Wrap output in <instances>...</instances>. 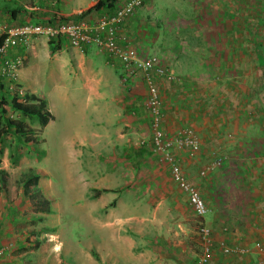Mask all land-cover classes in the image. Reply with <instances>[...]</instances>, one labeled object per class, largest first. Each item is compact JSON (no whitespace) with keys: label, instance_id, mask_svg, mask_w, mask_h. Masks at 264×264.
Segmentation results:
<instances>
[{"label":"crops","instance_id":"obj_1","mask_svg":"<svg viewBox=\"0 0 264 264\" xmlns=\"http://www.w3.org/2000/svg\"><path fill=\"white\" fill-rule=\"evenodd\" d=\"M35 1L33 7L26 5L31 13L0 9L9 18L7 22L1 21L6 27L28 22L47 24L57 17L80 14L98 0H91L88 5L86 0H79L80 6L66 13L54 12ZM128 1L118 0L112 11H93L85 20L112 16ZM117 36L123 48L132 44L141 52L150 55L156 52L176 75L175 80L169 81L151 73L163 102V129L178 136L190 127L202 144V152L194 157L183 148L173 151L208 207L203 223L211 230L212 245L205 264H264V0H149L120 24ZM60 48L52 52L53 46L42 37L33 38L27 47L11 48L9 58H24L17 82L29 89L36 79L42 81L46 75L50 81L61 84L71 81L69 77L74 75V81L81 80L90 97L105 101L100 106H116L117 124L130 127L129 135L137 126L152 129L153 117L142 107L148 94L145 71L125 81L124 63L96 44L73 47L62 42ZM68 66L72 71L68 70L66 75L60 73ZM75 68L81 71L75 72L78 70ZM114 72L118 81L113 77ZM64 76L68 77L67 81ZM112 81L118 90L108 103L106 89ZM104 111L110 113L106 107ZM142 150L145 151L139 159L137 155ZM147 152L158 159L152 138L149 147L143 144L131 148L129 156L134 155L132 162L139 165ZM220 157L224 159L220 168L206 176L200 175ZM145 186L149 189L154 185L149 180ZM165 191L163 200L156 202L151 197L149 203L156 208L169 204L170 217L176 219L174 223L179 222V229L172 227L159 239L138 238L119 229L129 218L119 215L110 219V216L111 225L107 227L115 246L114 264H202L204 246L194 231L200 219L188 195L180 188L177 194L173 190ZM108 193L121 195L113 190ZM25 199L19 201L20 205ZM5 201L0 198V264H25L26 246L22 235L14 231L21 218H12L13 207L18 206ZM133 204L120 199L115 206ZM231 246L247 252L226 254L224 247Z\"/></svg>","mask_w":264,"mask_h":264},{"label":"rangeland","instance_id":"obj_2","mask_svg":"<svg viewBox=\"0 0 264 264\" xmlns=\"http://www.w3.org/2000/svg\"><path fill=\"white\" fill-rule=\"evenodd\" d=\"M90 1L86 0V5ZM35 2L58 13L70 12L73 7L80 6L79 0ZM33 4L34 0H0V9H19L21 13H31L28 7H33ZM0 20L9 21L3 10L0 11ZM139 54L143 58L149 55L161 60L156 52L150 55L139 50ZM68 70L70 72L72 68L65 67L60 73L65 74ZM113 74L118 81L117 72ZM43 79H36V84L29 89L16 81L20 86L18 92H32L46 100L54 119L42 129L38 122L26 118L29 127L36 131L37 143L24 147V156L18 165L13 166L9 156L11 141L8 139L0 162V169L8 172L7 191L0 198L6 200L7 204L15 203L18 206L13 210L20 212L19 216L12 218H21L14 231L22 235L23 246H26L28 259L25 264H114L112 251L115 246L107 227L111 225L108 220L110 216V219L119 215L129 218L119 229L138 238L159 239L166 236L172 227L179 229V222L174 223L176 219L170 217L172 210L169 204L162 203V207L156 208L149 203L151 197L156 202L163 200L167 193L165 189L178 193L179 186L173 181L169 166L163 164L155 152L158 159L147 152L139 165L132 162L134 155L129 156L131 148H140L143 144L149 147L152 129L137 126L129 135L130 127L117 124L116 106H100L105 101L96 96L90 97L82 87V81H74V75L65 84L50 81L47 75ZM74 83L77 87L73 86ZM117 90L112 81L111 87L106 89L108 103H111ZM104 107L110 113H103ZM15 117L22 118L20 115ZM29 170L42 175L40 188L51 202L49 214H35L30 200L24 195L21 183L24 172ZM149 180L154 186L148 189L145 185ZM222 185L224 192L225 179ZM98 189L113 190L121 195L102 193L96 197ZM23 198L26 201L20 205L19 201ZM120 199L134 204L132 207L122 205L116 208V202H120ZM194 231L197 233L196 225ZM139 244L142 242L139 241ZM94 255H98L100 261Z\"/></svg>","mask_w":264,"mask_h":264},{"label":"built area","instance_id":"obj_3","mask_svg":"<svg viewBox=\"0 0 264 264\" xmlns=\"http://www.w3.org/2000/svg\"><path fill=\"white\" fill-rule=\"evenodd\" d=\"M149 0H129L123 7L118 9L112 16H104L96 21L63 22L54 24H42L28 22L17 27H6L0 20V55L4 57L2 72L11 79L18 77V70L23 65V57L9 58L11 48L18 46L27 47L35 37H42L50 41L66 42L73 47H82L88 44H96L105 49L107 53L118 58L124 63V80L135 77L139 71L147 73L148 94L145 99V107L153 117L152 142L153 150L159 155L160 161L169 166L173 181L188 195L190 205L194 213L200 219L197 227L198 235L204 246V254L200 262H208L211 252V230L203 223L208 213V207L199 189L186 177L174 148L186 149L190 156H196L202 152V144L196 132L190 128L184 130L178 136H171L162 125L164 121L163 102L159 87L151 76L155 72L159 78L173 81L176 75L171 69L155 56L141 57L139 50L132 44L123 48L119 44L117 31L122 22L134 16L137 10L143 7ZM223 158L211 162L200 172L201 176L219 167ZM226 254H243L247 250L238 247H224ZM2 252L0 251V254Z\"/></svg>","mask_w":264,"mask_h":264},{"label":"trees","instance_id":"obj_4","mask_svg":"<svg viewBox=\"0 0 264 264\" xmlns=\"http://www.w3.org/2000/svg\"><path fill=\"white\" fill-rule=\"evenodd\" d=\"M117 2L118 0H98L94 6L80 14H74L68 18L57 17L55 21H83L86 16L93 11L102 9L112 11L116 7ZM12 11L13 13L19 12V9ZM111 15L114 14L111 13ZM55 21L51 20L48 23L54 24ZM49 43L53 46L52 52L61 49V42L50 41ZM3 64L4 57L0 55V162L1 157L5 153L8 139H10V161L13 166H16L19 160L24 156L23 148L29 146L33 142L37 143L38 141L36 131L29 127L26 118L38 122L43 129L54 119V115L49 110L46 100L31 92L20 94L18 92L20 86L17 84L16 79H11L2 72ZM16 115H20L22 118L15 117ZM144 151L145 150H142L140 154L138 153L137 158L140 159ZM41 178L42 175L34 170H29L24 172L21 183L24 195L30 200L31 208L37 215L51 213V202L40 188ZM7 184L8 172L6 169H0V193L7 191ZM110 191L111 190L108 189H98L96 190V197ZM14 215H16V217L19 216L16 211H14L13 216ZM94 256L100 261L98 255Z\"/></svg>","mask_w":264,"mask_h":264},{"label":"clouds","instance_id":"obj_5","mask_svg":"<svg viewBox=\"0 0 264 264\" xmlns=\"http://www.w3.org/2000/svg\"><path fill=\"white\" fill-rule=\"evenodd\" d=\"M18 78V77H17ZM17 81V80H16Z\"/></svg>","mask_w":264,"mask_h":264}]
</instances>
